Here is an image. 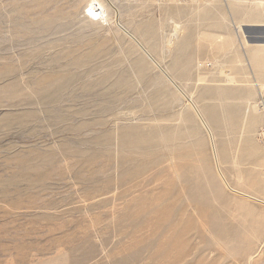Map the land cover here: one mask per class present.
<instances>
[{
    "label": "rangeland",
    "instance_id": "374dc122",
    "mask_svg": "<svg viewBox=\"0 0 264 264\" xmlns=\"http://www.w3.org/2000/svg\"><path fill=\"white\" fill-rule=\"evenodd\" d=\"M96 1L0 0V264H264V0Z\"/></svg>",
    "mask_w": 264,
    "mask_h": 264
},
{
    "label": "bare ground",
    "instance_id": "6f19581e",
    "mask_svg": "<svg viewBox=\"0 0 264 264\" xmlns=\"http://www.w3.org/2000/svg\"><path fill=\"white\" fill-rule=\"evenodd\" d=\"M94 2V7L91 6L89 8V13L91 14L92 17L94 18H103L104 17V14H105V11L103 10V7L102 5L96 1V0H93ZM104 19V18H103ZM121 28V27H120ZM239 31L241 32L242 36H243V42L244 44L246 45H253V42L256 43L255 46L260 48V49H264V32L260 31V30H252V31H248V35L241 29L239 28ZM131 36V35H130ZM133 37V36H132ZM135 40V39H134ZM137 42V40H136ZM138 44V43H136ZM139 45V44H138ZM140 47V46H138ZM142 47V46H141ZM143 50V52L145 53V55L149 58V60L151 62H153L155 64V60L152 59V57L146 52L145 49L141 48ZM157 65V64H156ZM158 67V66H157ZM161 69V68H160ZM162 70V69H161ZM160 70V71H161ZM163 71V70H162ZM164 75L166 76V78L169 80V82H171L173 85H174V82L171 80V78L166 74L164 73ZM175 86V85H174ZM195 110V113H196V116L198 118H201L200 114L196 111V109L194 108ZM201 120V119H200ZM203 123V122H202ZM204 124V123H203ZM207 129V128H206ZM245 196V195H244ZM247 197V195H246ZM249 198V197H247ZM251 198V197H250ZM256 200V199H255Z\"/></svg>",
    "mask_w": 264,
    "mask_h": 264
},
{
    "label": "water",
    "instance_id": "95a60500",
    "mask_svg": "<svg viewBox=\"0 0 264 264\" xmlns=\"http://www.w3.org/2000/svg\"><path fill=\"white\" fill-rule=\"evenodd\" d=\"M245 28H248V29H244L243 31L260 30V31L264 32V26H245Z\"/></svg>",
    "mask_w": 264,
    "mask_h": 264
},
{
    "label": "built area",
    "instance_id": "2783aa9c",
    "mask_svg": "<svg viewBox=\"0 0 264 264\" xmlns=\"http://www.w3.org/2000/svg\"><path fill=\"white\" fill-rule=\"evenodd\" d=\"M180 2L183 0H179ZM258 137L260 138L261 141L264 142V128H262L259 133H258Z\"/></svg>",
    "mask_w": 264,
    "mask_h": 264
},
{
    "label": "crops",
    "instance_id": "0c3cea01",
    "mask_svg": "<svg viewBox=\"0 0 264 264\" xmlns=\"http://www.w3.org/2000/svg\"><path fill=\"white\" fill-rule=\"evenodd\" d=\"M256 26H260V25H256Z\"/></svg>",
    "mask_w": 264,
    "mask_h": 264
}]
</instances>
